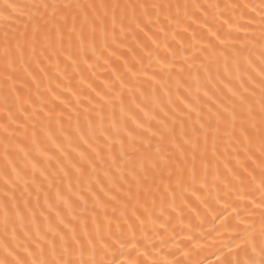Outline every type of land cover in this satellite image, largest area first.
<instances>
[{
	"label": "snow or ice",
	"instance_id": "6c2138e0",
	"mask_svg": "<svg viewBox=\"0 0 264 264\" xmlns=\"http://www.w3.org/2000/svg\"><path fill=\"white\" fill-rule=\"evenodd\" d=\"M175 7L178 14L180 5ZM188 7L184 5L185 9ZM192 7L200 11L201 8L219 9L220 5L196 4ZM245 7L249 6L245 5ZM258 7L259 12H256V7H253L252 11L261 17L262 26L259 37L261 52L258 59L264 66V2ZM172 8L171 4H149L147 2L85 6L72 3H50L48 0H34L30 4H21L18 0H0V22L3 23L4 28L5 72L7 74L10 68L13 72L16 71L13 56L23 64L25 55H28L34 61L39 73L43 74L44 79L51 82L48 68L41 65L54 66L57 69L56 76L60 77L61 57L68 62L65 64V75L69 66H74L75 70V66H78L80 62L87 63L92 57L97 60L102 58V55H97L98 33L102 40L101 54L107 52L109 59L115 57L120 60L123 53L117 55L116 50H109V21L112 27L111 44L115 45L116 49L123 46L129 34L138 48L141 46L139 34H143L158 48L157 41L149 35V31L154 25L160 24L161 16L171 24ZM86 9L93 11L90 13ZM109 11L111 12L110 17ZM117 11L120 12V42L117 41L116 36ZM185 15L187 16V12ZM204 16V23L200 25L201 27L207 24V12ZM125 20L128 21L127 27L124 25ZM252 22L249 20L248 24ZM193 23L196 21L193 20ZM224 23L229 22L224 21ZM156 30L164 31L163 27ZM184 30L187 31V28ZM240 30L237 28V31ZM207 33L209 37V42L205 45L207 49L213 48L212 40L222 46L232 42L231 32L225 38H221L218 31L214 32L209 27ZM86 36L89 38L87 44L85 43ZM173 39H175V34H173ZM245 39L247 41V36ZM183 47L181 45V49ZM127 51L133 53L132 58L135 59L133 48L128 47ZM147 55L151 61L153 53L148 52ZM220 56L224 58L223 75L217 68L216 75L213 77L208 65L202 63L200 67L205 72L203 81L197 75L191 78L192 83H188L181 75L184 72V68L181 67L175 77V100H172L169 92H165L168 102L165 106L157 102L158 113L153 110L150 114L140 105L135 104V98H133V104L143 112L147 120L145 124L130 117L137 129H143V132H137L135 135L123 120L124 81L120 75H116V69H112L115 81L108 91L111 92L116 82H119L121 92L114 97L119 100L122 113L119 126L113 120L110 127H105L103 110L105 104L109 111L114 110L113 98L105 100V95H101L89 85L100 101H104V104L93 105L99 109L96 112L99 117L98 124H94L93 120L86 115L87 133L77 125L75 145H73L72 138L64 134L61 125L60 134L67 141V149L71 151L66 150L62 143L52 139L51 134L48 133V138L52 140L56 153H43L46 167H38L36 163L32 165V183L36 186L37 193L36 207H40L39 193L43 190L41 184L47 181L49 189L56 187L55 217L52 215L53 205L48 203V192H45L47 208L39 212L42 221H38L36 212L29 209L30 216L27 221L17 210V221L11 222L6 210L3 221L5 237L8 236L11 223V240L18 241L22 235L25 243H17L13 246L6 239L3 243L0 264H115V261L97 259V251L89 230L90 222L92 225H97L101 215L110 222L109 209H111L112 216L115 217L119 212L117 219H122L129 228H132L136 222L143 226L145 219L151 220L155 214L157 199H159L160 216H163L164 205L169 198L174 204L177 196L184 199L189 191L195 195L197 191L206 188L209 175H213L214 181H218L221 163L231 176H237V170H242L239 175L250 176L253 184L257 180L258 172L260 182L256 190L262 194L261 202L256 203L253 200L251 203L255 208L264 210V67L258 73L260 79L257 82L248 73V69L252 67L250 59L244 57L242 63L240 53L234 49L230 69L229 58L224 56L223 51L220 52ZM109 59H105L106 64ZM205 59L208 58L205 57ZM174 60L175 56H173V62L167 64L169 69L175 67ZM123 65L125 72H132L127 59L123 60ZM88 66L92 67L91 64ZM191 67L192 65H189V68ZM24 71L32 76L34 81L36 80L35 73L28 72L27 68H24ZM6 78L12 79V75L7 74ZM39 87V82H37V88ZM56 87L60 88V85L57 84ZM47 91L52 94L53 100L68 107V101L56 95L51 87ZM62 91H68V89H62ZM153 93L155 94V89ZM85 99L90 105L93 104L91 98L85 97ZM76 105L80 107L78 96ZM55 107L56 105H53V109ZM84 112L87 114L89 109L84 108ZM44 115L51 117L52 112H45ZM56 115L59 124V117L63 116V112H58ZM68 119L71 120V116ZM153 121L155 126H153ZM33 135L35 136V132ZM153 139H155V144H153ZM73 152L75 158L72 156ZM52 161L58 169V172L50 173L56 178L55 185L49 175H46V170L52 168ZM36 171H39L43 178L39 184L35 179ZM101 173H103V178H101ZM73 174H75L77 191L73 190ZM64 180L68 182L65 185L66 190L62 191L60 185ZM198 181L199 189L196 187ZM5 183L8 181L6 180ZM196 198L200 199L198 196ZM61 203L66 211L60 210ZM27 204L28 201H25L26 207ZM77 209H79V215L75 214ZM260 221L262 226L259 244L256 243L251 231L255 226L250 224L232 241L236 249L243 252V259L240 258L238 252L233 251L232 245L229 244L226 245L229 249L227 254L220 250L222 258L218 256L217 264H264V211H262ZM89 247L91 251L85 259L84 252ZM20 251L26 253L27 257L38 258H21Z\"/></svg>",
	"mask_w": 264,
	"mask_h": 264
},
{
	"label": "bare ground",
	"instance_id": "6f19581e",
	"mask_svg": "<svg viewBox=\"0 0 264 264\" xmlns=\"http://www.w3.org/2000/svg\"><path fill=\"white\" fill-rule=\"evenodd\" d=\"M18 2L30 4L34 0H18ZM48 2L85 6L137 2L166 3L173 5L170 12L172 22L169 24L161 16L160 24L154 25L149 31V35H152L157 41L158 48L148 41L143 34L138 35L141 41V46L138 48L129 34L128 39L123 42V46L116 49L115 45L111 44L112 27L109 21V50H116L117 55L123 53L122 59L117 60L115 57L109 59L107 52L101 54L102 40L98 33L96 38L97 55H102V58L97 60L92 57L87 63L80 62L78 66H75V70L74 66H69L65 75V64L68 62L61 57L60 77L56 76L57 69L54 66L41 65L48 68L51 82L44 79L43 74L39 73L34 61L28 55H25L23 64L15 56L12 57L15 61L14 68L16 71L13 72L11 68L8 69L7 74H11L12 79L6 78L3 50L4 28L3 23L0 22V256L3 255V243L6 239L13 246L17 243H25L22 235L18 241L11 240V223L8 236L5 237L3 221L6 210L11 222L17 221V210L27 221L30 216L29 209L36 212L38 221H42L39 212L41 209L47 208L45 192H48V203L53 205L52 215L55 217L56 187L49 189L47 181H43L41 184L43 190L39 193L40 207H36L37 193L36 186L32 183V165L36 163L38 167H46L43 153H56L52 140L48 138V133L51 134L52 139L62 143L66 150L71 151V149H67V141L60 134V126H63L64 134L70 136L73 145H75L77 142L75 131L77 125L83 132L87 133L86 115L93 120L94 124H98L99 117L96 112L99 109L93 105L104 104V101H100L95 92L89 88V85L101 95H105V100L113 98L114 110L109 111L106 104L103 110L105 127H110L113 120L119 126L122 119L120 102L114 99L116 94L121 92L119 82H116L111 92L108 91V88L112 87L115 81L112 69H116V75H120L124 81L122 90L123 120L126 121L129 130L133 131L135 135L137 132H143V129H137L130 117H134L137 122L147 124L143 112L135 104L140 105L151 114L153 110L159 112V107L156 106L157 102L161 106L167 105L168 96L165 95V92H169L172 100H175V77L181 67L184 68L181 75L188 83H192L191 78L197 75L203 81L205 72L200 67L202 63L208 65L209 72L213 77L216 75L217 68L223 75L224 58L220 56V52L223 51L224 56L229 58L228 65L231 69L234 49L240 53L242 63L244 57L251 60L252 67L248 69V73L257 82L260 79L258 73L264 67L258 59L261 52L259 37L262 25L261 17L256 14L260 11L258 6L264 0H48ZM196 4L204 6L218 4L220 7L219 9L201 8L200 11H196L192 7ZM176 5H180L178 14ZM184 5L189 7L185 9ZM245 5L249 7H245ZM253 7H256V12L252 11ZM86 10L90 13L93 11L92 9ZM185 12H187V16ZM205 12L208 16L207 24L201 27L200 25L204 23ZM110 16L111 12L109 11ZM119 16L120 12L117 11L116 36L118 42L121 41ZM153 20H155V16H153ZM193 20L196 23H193ZM249 20L253 21L250 25L248 24ZM224 21L229 23L225 24ZM127 24L128 21L125 20V27ZM159 27H163L164 31H157L156 29ZM209 27L214 32L218 31L221 38H225L231 32L232 42L222 46L217 41L212 40L213 48L207 49L205 45L209 42L207 33ZM185 28L187 31L184 30ZM237 28L241 30L237 31ZM173 34H175V39H173ZM246 36L247 41H252L251 43L246 41ZM76 43L78 45V41ZM85 43H89L87 36ZM181 45L184 46L183 49H181ZM128 47L133 48L135 59L132 58L133 53H128ZM148 52L153 53L151 61H149ZM89 56H91L90 52ZM173 56H175V67L169 69L167 64L173 62ZM105 59H109L107 64ZM124 59L128 60L132 72H125ZM89 64L92 67H89ZM189 65L192 67L189 68ZM24 68H27L28 72L35 73V81L32 76L24 71ZM37 82H39V88H37ZM57 84L60 85V88L56 87ZM49 87L61 99L68 101V107H64L59 101L52 99V94L47 91ZM65 88L68 91H62ZM153 89H155V94ZM77 96L80 98V107L76 105ZM85 97L91 98L93 104L90 105ZM133 98H135V104H133ZM53 105H56L55 109H53ZM42 108L43 111H41ZM84 108L89 109L87 114H85ZM49 111L52 112V115L46 117L44 113ZM61 111L63 116L59 117L60 123L58 124L56 113ZM69 116H71V120L68 119ZM152 123L155 126V122ZM34 132L35 136L33 135ZM153 144H155V139H153ZM72 156L75 158L74 152ZM51 163L52 168L46 170V175H49L55 185L56 178L52 177L50 173L52 171L58 172V169L54 161ZM240 171L242 170H237V176H231L221 163L218 181H214L213 175H209L206 188L197 191L195 195L189 191L184 199L177 196L174 204L169 198L164 205L163 216H160L159 199H157L155 214L151 220L145 219L143 226L136 222L132 228H129L122 219H117L120 215L119 212L113 217L111 209H109L110 222L101 215L97 225L89 223V230L92 233L97 251V259L115 261V264H121V262L123 264H217L218 256H221L220 250L227 254L229 249L226 245L229 244L232 245L233 251L238 252L240 258L243 259V252L236 249L235 244L232 243L233 238L246 226L254 224L255 227L251 230L252 235L256 243L259 244L262 226L260 216L264 210L255 208L251 203L253 200L256 203L261 202L262 194L256 190L260 182L258 172L257 180L253 184L251 177L239 175ZM60 176L62 177V174ZM101 178H103V173H101ZM35 179L38 184L43 180L39 171H36ZM6 180L8 183H5ZM67 182L64 180L60 185L62 191L66 190ZM72 184L73 190L77 191L75 174L72 176ZM196 187L199 189V181ZM26 188L27 191H25ZM197 196L200 199H197ZM25 201H28L27 207ZM13 204H15V208H13ZM59 208L61 211H66L62 203ZM75 214H80L79 209ZM157 217L159 218L157 219ZM105 245L107 247H104ZM90 251V247L85 250V259L88 258ZM20 256L24 259L38 258L27 257L23 251H20Z\"/></svg>",
	"mask_w": 264,
	"mask_h": 264
}]
</instances>
